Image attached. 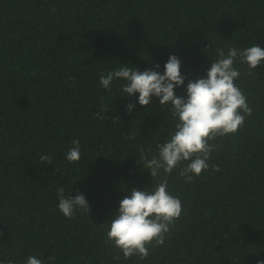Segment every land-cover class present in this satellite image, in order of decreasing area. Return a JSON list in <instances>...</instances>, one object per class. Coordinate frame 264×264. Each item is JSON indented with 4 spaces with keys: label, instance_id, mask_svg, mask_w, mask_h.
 Masks as SVG:
<instances>
[{
    "label": "trees",
    "instance_id": "1",
    "mask_svg": "<svg viewBox=\"0 0 264 264\" xmlns=\"http://www.w3.org/2000/svg\"><path fill=\"white\" fill-rule=\"evenodd\" d=\"M256 44L264 48V0H0V261L264 260V63L251 74L235 64L252 116L238 133L210 141L218 147L208 163L219 171L210 167L190 183L179 168L167 177L181 217L146 259L123 258L106 243L107 231L133 187L152 191L159 182L143 167V155L157 154L176 120L155 96L150 106L139 105V93L121 96L124 81H114L111 91L100 84L101 74L125 64L143 72L158 63L163 74L176 55L186 80L175 92L185 96L188 80L205 77L218 49ZM73 140L81 158L69 163ZM41 155L52 164L39 163ZM61 187L65 196L84 194L90 213L65 217Z\"/></svg>",
    "mask_w": 264,
    "mask_h": 264
},
{
    "label": "clouds",
    "instance_id": "2",
    "mask_svg": "<svg viewBox=\"0 0 264 264\" xmlns=\"http://www.w3.org/2000/svg\"><path fill=\"white\" fill-rule=\"evenodd\" d=\"M217 55L204 78L188 80L185 96L175 92L176 88L185 86L186 80L181 73L182 62L176 55L169 56L163 74H160V65L156 63L153 68L143 72L138 67L125 64L106 75H100V84L104 89L111 91L114 81H124L121 96L135 97L139 93L137 102L141 106H150L155 96L159 99L160 108L168 109L176 120L175 131L170 139L158 145L156 155L149 159L141 150L144 160L141 164L150 171L154 180L160 177L159 182L152 191L133 187L130 195L120 201L119 209L110 221L106 243L110 242L118 248L125 259L133 256L148 258L149 248L164 245L171 227L181 217L182 202L168 191L167 177L172 175L174 169L179 168V175L186 183L200 177L210 167L219 171L218 166L208 163L212 152L218 147L210 141L238 133L246 118L252 116L247 97L236 84L241 72L235 64H246L251 74L264 63V48L257 44L243 50L229 47L227 52L218 49ZM126 108L131 114L135 104L130 102ZM101 111L107 112L108 109L101 105ZM96 116L101 120L106 119L100 111ZM114 119H119V116ZM72 144L74 147L66 153L69 163L78 162L81 158L80 141L73 140ZM148 151L151 152V149ZM44 162L52 164V157L41 155L39 163ZM57 196L58 208L67 218L74 219L77 210L81 214L91 211L82 193L75 197L72 194L65 196L61 187L57 190ZM120 258L119 255L114 257L116 260ZM0 264H13V261H0ZM26 264H44V261L33 255L27 258ZM257 264H264V260L257 259Z\"/></svg>",
    "mask_w": 264,
    "mask_h": 264
}]
</instances>
